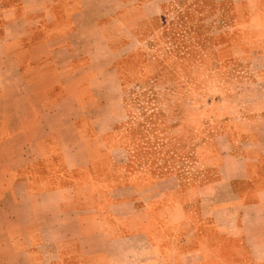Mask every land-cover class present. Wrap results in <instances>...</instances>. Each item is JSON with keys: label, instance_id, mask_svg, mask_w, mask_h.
I'll return each instance as SVG.
<instances>
[{"label": "crops", "instance_id": "1", "mask_svg": "<svg viewBox=\"0 0 264 264\" xmlns=\"http://www.w3.org/2000/svg\"><path fill=\"white\" fill-rule=\"evenodd\" d=\"M169 1L0 0V264H264V61L217 178L111 176L100 77Z\"/></svg>", "mask_w": 264, "mask_h": 264}, {"label": "rangeland", "instance_id": "2", "mask_svg": "<svg viewBox=\"0 0 264 264\" xmlns=\"http://www.w3.org/2000/svg\"><path fill=\"white\" fill-rule=\"evenodd\" d=\"M263 13L264 0H170L139 26L116 71L100 77V112L118 149L111 176L131 181L150 169L183 186L217 178V131L230 114L258 108L263 93L264 36L248 26Z\"/></svg>", "mask_w": 264, "mask_h": 264}]
</instances>
